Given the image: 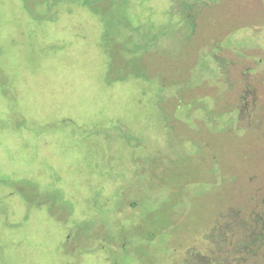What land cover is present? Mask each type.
I'll list each match as a JSON object with an SVG mask.
<instances>
[{
    "label": "rangeland",
    "instance_id": "rangeland-1",
    "mask_svg": "<svg viewBox=\"0 0 264 264\" xmlns=\"http://www.w3.org/2000/svg\"><path fill=\"white\" fill-rule=\"evenodd\" d=\"M262 220L264 0H0V264H264Z\"/></svg>",
    "mask_w": 264,
    "mask_h": 264
},
{
    "label": "flooded vegetation",
    "instance_id": "flooded-vegetation-1",
    "mask_svg": "<svg viewBox=\"0 0 264 264\" xmlns=\"http://www.w3.org/2000/svg\"><path fill=\"white\" fill-rule=\"evenodd\" d=\"M257 223H259V224L261 225V227H264L263 220H262V222H257ZM231 243H232V241H231ZM233 245H234V244H233Z\"/></svg>",
    "mask_w": 264,
    "mask_h": 264
},
{
    "label": "trees",
    "instance_id": "trees-1",
    "mask_svg": "<svg viewBox=\"0 0 264 264\" xmlns=\"http://www.w3.org/2000/svg\"><path fill=\"white\" fill-rule=\"evenodd\" d=\"M249 225V228L253 227L251 224H248ZM248 231V230H247Z\"/></svg>",
    "mask_w": 264,
    "mask_h": 264
}]
</instances>
